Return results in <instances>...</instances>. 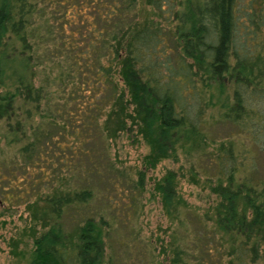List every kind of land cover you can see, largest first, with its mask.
<instances>
[{
	"label": "trees",
	"instance_id": "16d2710c",
	"mask_svg": "<svg viewBox=\"0 0 264 264\" xmlns=\"http://www.w3.org/2000/svg\"><path fill=\"white\" fill-rule=\"evenodd\" d=\"M216 118L240 135L216 144L217 200L199 232L172 229L167 264H208L204 254L221 264L216 251L223 264H264V0H0V139L11 151L0 167L21 165L30 179L28 264H112L103 213L64 222L103 173L86 143L134 129L154 166L214 142ZM185 170L196 181L194 165ZM177 175L153 184L176 227Z\"/></svg>",
	"mask_w": 264,
	"mask_h": 264
},
{
	"label": "rangeland",
	"instance_id": "374dc122",
	"mask_svg": "<svg viewBox=\"0 0 264 264\" xmlns=\"http://www.w3.org/2000/svg\"><path fill=\"white\" fill-rule=\"evenodd\" d=\"M141 1L138 0V5ZM141 13L144 14L143 11ZM38 74L41 79L43 70L42 75ZM38 81L35 80L36 83ZM218 108L216 105L210 108L214 117H217ZM3 128L0 119V137ZM206 128L214 142L205 144L199 152L190 151L187 154L179 149L177 158H161L154 166L144 165L143 156L148 152V146L134 129L120 131L115 138L104 143L97 139L86 143L98 153L103 173L94 177L95 194L88 207L71 210L64 218L66 226L71 227L73 221L85 212L99 210L110 223L105 237V251L112 264H167L170 256L167 245L173 239L172 229L176 228L179 238H185L192 230L199 232L201 229L197 218L203 216L204 219L205 214H211L217 200L210 187V182L215 180V146L238 134L231 124L217 118ZM10 155L11 151L0 139V160ZM84 159L89 161L86 157ZM191 164L198 170L196 181L185 170ZM167 169L177 172V190L186 202L183 224L177 227L163 210L159 195L153 188L155 180ZM257 169L258 173H264V155L258 157ZM7 170L5 166L0 167V264H28L32 246L31 214L26 206L32 198L28 185L30 179L24 186L25 181L20 178L27 174L21 165ZM139 170L142 174L140 185L133 182L139 179ZM14 176L16 178L11 180ZM210 222L208 220L207 224ZM212 253L215 255L214 251ZM215 253L216 260L223 264L226 256L218 251ZM201 257L208 264H214L206 254Z\"/></svg>",
	"mask_w": 264,
	"mask_h": 264
}]
</instances>
